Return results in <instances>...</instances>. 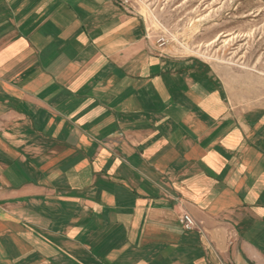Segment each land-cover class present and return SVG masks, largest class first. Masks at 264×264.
<instances>
[{
  "label": "crops",
  "instance_id": "1",
  "mask_svg": "<svg viewBox=\"0 0 264 264\" xmlns=\"http://www.w3.org/2000/svg\"><path fill=\"white\" fill-rule=\"evenodd\" d=\"M0 264H264V90L118 0H0Z\"/></svg>",
  "mask_w": 264,
  "mask_h": 264
},
{
  "label": "rangeland",
  "instance_id": "2",
  "mask_svg": "<svg viewBox=\"0 0 264 264\" xmlns=\"http://www.w3.org/2000/svg\"><path fill=\"white\" fill-rule=\"evenodd\" d=\"M157 48L264 90V0H131ZM261 95L263 93H260Z\"/></svg>",
  "mask_w": 264,
  "mask_h": 264
},
{
  "label": "built area",
  "instance_id": "3",
  "mask_svg": "<svg viewBox=\"0 0 264 264\" xmlns=\"http://www.w3.org/2000/svg\"><path fill=\"white\" fill-rule=\"evenodd\" d=\"M121 6L127 8V10L131 9L133 6L130 4L131 0H118ZM180 225L184 230L192 231L198 228L196 221L192 218V216L188 213H184L179 217Z\"/></svg>",
  "mask_w": 264,
  "mask_h": 264
}]
</instances>
